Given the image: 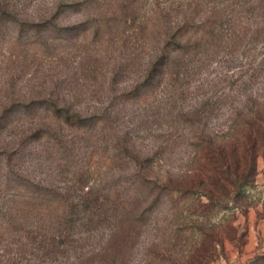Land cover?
I'll return each instance as SVG.
<instances>
[{"label":"rangeland","instance_id":"rangeland-1","mask_svg":"<svg viewBox=\"0 0 264 264\" xmlns=\"http://www.w3.org/2000/svg\"><path fill=\"white\" fill-rule=\"evenodd\" d=\"M192 1L0 0V224L8 203L21 198L20 183L62 193L69 187L76 201L94 188L99 193L87 209L93 221L72 243L61 241L64 254L51 258L43 249L2 245L0 264H250L263 258L262 157L254 188L210 221L186 212L175 220L165 206L150 207L159 187L187 170L193 135L204 131L224 140L235 109L251 116L264 107V3ZM113 13L120 21L111 51L106 42L70 39L82 32L71 30ZM222 15L231 19L213 23ZM152 17L164 18L158 31L192 34L207 25L223 38L199 48L176 83L162 80L149 100L132 103L125 97L144 82L161 49L159 35L149 34ZM126 19L135 23L125 25ZM49 101L88 120H108L73 136L45 115ZM31 105L44 110L28 114ZM39 131L52 133V142ZM127 225L134 226L124 236Z\"/></svg>","mask_w":264,"mask_h":264},{"label":"trees","instance_id":"trees-1","mask_svg":"<svg viewBox=\"0 0 264 264\" xmlns=\"http://www.w3.org/2000/svg\"><path fill=\"white\" fill-rule=\"evenodd\" d=\"M260 1L264 3V0ZM192 5L201 6L202 1L193 0ZM226 17L231 19L229 16L222 15L213 23L226 22ZM162 19L164 20L163 17ZM162 19L152 17L148 21L149 34L159 35L161 49L152 56L149 62L150 69L144 82L135 87L137 91L125 97L132 103L137 100H149L153 92H156L155 86L159 85L162 80L169 78L176 83V79L183 75L182 71L187 70L195 62L199 48L207 49L223 38L222 31H210L211 26L207 25L199 27L192 34L188 31L184 34L181 31H174L175 27H166V31L165 29L158 31L159 28L162 30L165 27ZM119 21L115 13L93 19L89 25L71 30L82 32L78 35L77 33L71 34L73 37L70 39L80 36L83 40L106 42L111 51L117 45V41L113 40V34ZM192 22L195 24L196 20ZM128 23L134 24L135 22L126 19L124 24L129 25ZM213 26L215 28L216 25ZM44 31L54 30L44 29ZM122 42L125 43L124 40ZM48 103L51 105L45 107V110L39 109L38 105L28 106L27 113L32 114L44 110L46 116L59 123L64 131L67 130L68 134L73 136L86 133L89 128L100 126L102 122L108 120L107 117L103 119L94 117L93 120H88L83 114L70 108L59 107L53 101ZM241 111L235 109L231 113L224 140H218L204 131L197 136L193 135L192 139L187 142L192 150L187 170L182 173L183 176L179 180L170 179L159 187L161 196L151 203V208L156 204L165 206L175 220L182 219L186 212L193 217L197 216V219L201 221H210L223 211L230 210V206L234 203L237 204L244 200L256 184L258 160L261 157L264 159V107L254 111L251 116ZM174 122H177V119L172 121V125ZM39 134L47 142H52L53 135L49 131H39ZM171 143L175 145V148L178 146L176 140ZM92 160L96 161L97 158L93 157ZM109 160L110 157H108ZM118 160L116 158L114 163ZM94 163L99 165L101 161ZM99 169L101 171L102 167ZM27 185H29L28 182L18 185V189L23 190L21 198L11 200L5 209L7 212L4 216L7 222L4 219V223L0 224V248L4 245L6 249L15 247L23 251L43 249L44 255L51 258L59 257L64 254L60 246L61 241L64 245L72 243L75 232L93 221V217H88L87 209L89 206L93 208L90 200L97 198L99 193H96L94 188L84 193L83 201H76L72 199L69 187L65 193H62L52 188H43L38 184ZM112 190L115 192V187ZM121 190L116 193V199L119 201H121L120 194L126 192L125 189ZM117 211L118 207L114 209L112 218L118 219L115 215ZM81 215L85 217L83 223H81L82 219L81 222L78 220ZM133 226L127 225L124 236L131 234L130 229ZM132 231H136L135 227ZM16 239L19 241L14 243ZM261 261H264V256L250 264H259Z\"/></svg>","mask_w":264,"mask_h":264}]
</instances>
